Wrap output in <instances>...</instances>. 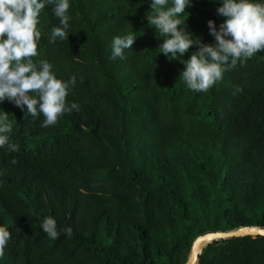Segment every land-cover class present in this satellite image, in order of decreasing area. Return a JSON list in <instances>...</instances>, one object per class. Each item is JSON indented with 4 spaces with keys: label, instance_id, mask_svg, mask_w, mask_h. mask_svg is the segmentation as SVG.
<instances>
[{
    "label": "trees",
    "instance_id": "trees-1",
    "mask_svg": "<svg viewBox=\"0 0 264 264\" xmlns=\"http://www.w3.org/2000/svg\"><path fill=\"white\" fill-rule=\"evenodd\" d=\"M69 4L68 40L48 42L60 25L47 5L33 59L58 79L76 78L67 101L79 111L43 127L42 114L0 102L13 125L8 142L19 145L0 147V226L11 233L0 264H184L198 234L264 228V51L197 92L180 74L198 49L174 60L159 53L151 0ZM219 6L191 0L185 9L202 43H215L207 22L219 30ZM130 31L132 49L110 59L113 37ZM48 216L57 239L41 228ZM195 264H264V237L214 240Z\"/></svg>",
    "mask_w": 264,
    "mask_h": 264
},
{
    "label": "clouds",
    "instance_id": "clouds-1",
    "mask_svg": "<svg viewBox=\"0 0 264 264\" xmlns=\"http://www.w3.org/2000/svg\"><path fill=\"white\" fill-rule=\"evenodd\" d=\"M47 5H52L59 25L53 27L48 37L49 43L67 41L69 35V0H0V102L8 100L26 111L33 119L43 115V127L55 126L61 116L79 111V105L67 101L69 91L75 86L76 78L64 81L56 78L53 66L46 60L35 61L39 55L38 46L43 36L40 16ZM191 0H151L148 24L163 38L159 53L166 58L179 59L193 46L187 60H182L184 69L180 77L193 91L206 92L223 79L230 68L250 59L255 53L264 51V3L253 0H221L216 9L224 17L219 30L214 22H207L214 44L202 43L199 37L187 31L185 11ZM187 13L182 17V14ZM135 31L114 36L111 43L110 59H124V51L132 49L137 39ZM147 50V49H145ZM237 91H241L237 88ZM13 125L8 121V113L0 115V147L9 151L19 150V145L10 144L9 136ZM15 164L17 161L12 160ZM41 228L49 238L60 235L54 217H45ZM71 237V227L63 229ZM11 240L10 231L0 226V257Z\"/></svg>",
    "mask_w": 264,
    "mask_h": 264
},
{
    "label": "water",
    "instance_id": "water-1",
    "mask_svg": "<svg viewBox=\"0 0 264 264\" xmlns=\"http://www.w3.org/2000/svg\"><path fill=\"white\" fill-rule=\"evenodd\" d=\"M245 235H260L264 237V228L256 226H239L237 228L227 231L217 230L198 234L192 239L190 243L184 264H195L197 261V256L200 253L201 249L214 240L227 239Z\"/></svg>",
    "mask_w": 264,
    "mask_h": 264
}]
</instances>
